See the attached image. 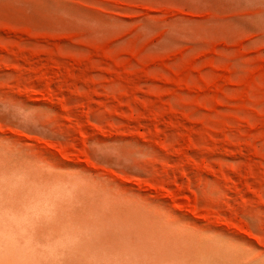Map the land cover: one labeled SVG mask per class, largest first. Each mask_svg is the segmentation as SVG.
<instances>
[{"label":"rangeland","instance_id":"rangeland-1","mask_svg":"<svg viewBox=\"0 0 264 264\" xmlns=\"http://www.w3.org/2000/svg\"><path fill=\"white\" fill-rule=\"evenodd\" d=\"M0 264H264V0H0Z\"/></svg>","mask_w":264,"mask_h":264}]
</instances>
